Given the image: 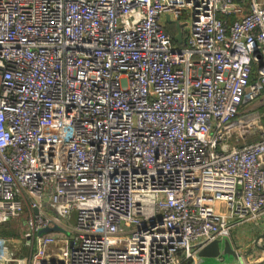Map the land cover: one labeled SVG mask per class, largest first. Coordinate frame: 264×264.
<instances>
[{"label":"built area","instance_id":"obj_1","mask_svg":"<svg viewBox=\"0 0 264 264\" xmlns=\"http://www.w3.org/2000/svg\"><path fill=\"white\" fill-rule=\"evenodd\" d=\"M263 107L264 0H0V264H195L264 220Z\"/></svg>","mask_w":264,"mask_h":264},{"label":"crops","instance_id":"obj_2","mask_svg":"<svg viewBox=\"0 0 264 264\" xmlns=\"http://www.w3.org/2000/svg\"><path fill=\"white\" fill-rule=\"evenodd\" d=\"M236 229V238H225L221 243L222 253L218 257L199 256L195 264H239L240 252L245 253L250 260H258L257 264H264V220L261 223H244L234 227ZM226 239L235 254L224 252Z\"/></svg>","mask_w":264,"mask_h":264},{"label":"water","instance_id":"obj_3","mask_svg":"<svg viewBox=\"0 0 264 264\" xmlns=\"http://www.w3.org/2000/svg\"><path fill=\"white\" fill-rule=\"evenodd\" d=\"M168 21L172 22L170 20H168ZM176 28H177L176 41L179 43L185 42V40L183 38L182 30L180 28V24L178 22H176ZM59 229L60 228L58 226H55L53 228H45V229L41 230V232L50 231V230H59ZM224 239H222V240L217 239V240H214L213 242H211L210 244H208L206 247H204L200 251L199 256H201V257H218L222 253L221 243L223 242ZM224 243H225L224 252L229 253V254H235L234 249L232 248L230 242L227 239L224 241Z\"/></svg>","mask_w":264,"mask_h":264},{"label":"rangeland","instance_id":"obj_4","mask_svg":"<svg viewBox=\"0 0 264 264\" xmlns=\"http://www.w3.org/2000/svg\"><path fill=\"white\" fill-rule=\"evenodd\" d=\"M264 110V107L263 109ZM25 216L21 217V222L18 221V219H15L11 222V225L8 229H4V232L6 235H8L12 242L10 244H16L17 245V252L18 254L24 253L27 248H26V243L25 239L22 238V231L25 228ZM255 223V222H254ZM237 229L234 230V228L231 230L230 237L231 238H236L237 236ZM239 264H241L239 262Z\"/></svg>","mask_w":264,"mask_h":264},{"label":"trees","instance_id":"obj_5","mask_svg":"<svg viewBox=\"0 0 264 264\" xmlns=\"http://www.w3.org/2000/svg\"><path fill=\"white\" fill-rule=\"evenodd\" d=\"M4 232V231H3ZM5 233V232H4Z\"/></svg>","mask_w":264,"mask_h":264}]
</instances>
